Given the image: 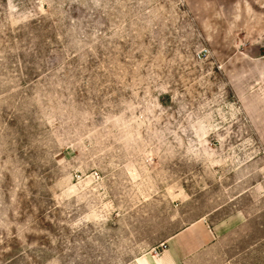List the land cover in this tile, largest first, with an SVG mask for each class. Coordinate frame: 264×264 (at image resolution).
<instances>
[{"label": "rangeland", "instance_id": "374dc122", "mask_svg": "<svg viewBox=\"0 0 264 264\" xmlns=\"http://www.w3.org/2000/svg\"><path fill=\"white\" fill-rule=\"evenodd\" d=\"M159 258L264 264V0H0V264Z\"/></svg>", "mask_w": 264, "mask_h": 264}, {"label": "bare ground", "instance_id": "6f19581e", "mask_svg": "<svg viewBox=\"0 0 264 264\" xmlns=\"http://www.w3.org/2000/svg\"><path fill=\"white\" fill-rule=\"evenodd\" d=\"M165 258V257H164ZM157 264H163L162 261L159 259H157Z\"/></svg>", "mask_w": 264, "mask_h": 264}]
</instances>
